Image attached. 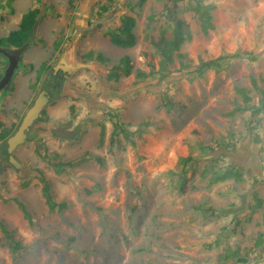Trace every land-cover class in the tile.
Masks as SVG:
<instances>
[{"label":"rangeland","instance_id":"1","mask_svg":"<svg viewBox=\"0 0 264 264\" xmlns=\"http://www.w3.org/2000/svg\"><path fill=\"white\" fill-rule=\"evenodd\" d=\"M35 8L19 92L0 94V147L61 59L70 73L13 152L21 168L0 162V264H264V0H0V38ZM124 17L132 48L112 43ZM125 57L130 74L111 76Z\"/></svg>","mask_w":264,"mask_h":264},{"label":"trees","instance_id":"2","mask_svg":"<svg viewBox=\"0 0 264 264\" xmlns=\"http://www.w3.org/2000/svg\"><path fill=\"white\" fill-rule=\"evenodd\" d=\"M141 2H144V0H141ZM194 10L195 12L199 13V18L201 20V29L203 33L206 34L207 30L211 28V25H210L211 17L209 15V10L208 8H205L201 11V7L199 6L195 7ZM39 15H40V9L38 8L32 9L28 13L23 15L18 30L9 33V35L6 38L0 39V46H2L3 48H8V47L20 48L24 44L29 43L32 37V34H33V30H32L33 25L36 23L37 17ZM122 26L123 28L121 32L113 35L112 43L122 48H132L135 45V37L132 32L135 26V21L131 17H124ZM180 26H181V22L178 21L175 26L174 37L172 38L168 46L170 48V52L178 51L179 47L182 45V43L186 39L182 36ZM98 58H101V55H98ZM236 58H239V54L220 56L214 60L203 62L200 65L197 72L202 73L204 70L219 69L222 66V63H224L225 61L233 60ZM114 69H115V73H113V75L111 76H117V72L122 73L124 75H129L132 69L130 59L128 57L123 58L120 61L119 65L116 66ZM48 81H49L48 84L42 87V90H45L50 95V98H51L50 103H52L54 99L58 98L61 95L64 80L60 73H57L54 75L51 72L50 75L48 76ZM49 83L54 84V86ZM263 107H264V103L259 109H254L253 111L254 114L260 113ZM114 126L116 127L117 125H114ZM188 162H190L189 158L184 160V163L187 164ZM72 165H73L72 162H66V163H57L55 166L58 168L57 171L61 172L63 171L64 168L70 167ZM233 176L236 177V173L233 175L232 173L227 172L219 179L224 180L226 178H231ZM40 182L43 185L42 192L46 199V203L49 207V210L50 211H54L55 209H58L59 211L63 210L66 207L64 203L57 205L51 201L48 182L42 177L40 178ZM18 206L25 214V217L30 220V216L26 212L24 206L20 203H18ZM0 229L5 234V237L7 238V240L10 241V243H12L11 232L8 231L2 223H0ZM12 248L18 249L19 244L15 243ZM241 262H245V261H241Z\"/></svg>","mask_w":264,"mask_h":264},{"label":"water","instance_id":"3","mask_svg":"<svg viewBox=\"0 0 264 264\" xmlns=\"http://www.w3.org/2000/svg\"><path fill=\"white\" fill-rule=\"evenodd\" d=\"M37 23L33 25V31L36 30ZM28 47V43L24 44L20 48L17 49H10V50H2L1 53L6 57L8 60L7 67L4 72V76L0 80V91L7 89L15 70L18 67V62L20 56L25 52ZM70 73L69 70L64 65L63 60L61 59L60 63L57 64L53 69V74L57 73ZM67 77V75H64ZM48 104V96L46 91L42 90L38 93L37 97L33 101L32 105L27 109L22 120L16 130V132L9 137L7 142V160L8 162L15 168H21V164L15 159L13 156L14 150L22 145L26 140V133L30 130L32 125L41 117V113ZM68 125H61L52 131L54 136L59 137H68L69 133L65 132Z\"/></svg>","mask_w":264,"mask_h":264},{"label":"flooded vegetation","instance_id":"4","mask_svg":"<svg viewBox=\"0 0 264 264\" xmlns=\"http://www.w3.org/2000/svg\"><path fill=\"white\" fill-rule=\"evenodd\" d=\"M0 39H2V38H0ZM4 48L2 47V46H0V80L2 79V77L4 76V72H5V69H6V67H7V64H8V60L6 59V57L1 53V51L3 50ZM10 49H17V48H10ZM9 48H7L6 50H10ZM20 58H21V56H20ZM1 59H6V66L3 64V62H2V60ZM20 60V59H19ZM18 64H19V62H18ZM16 71V70H15ZM14 75V74H13ZM42 91V90H41ZM45 91V90H44ZM4 91L3 90H1L0 91V94L1 93H3ZM47 93V92H46ZM47 96H48V103H50V100H51V98H50V95L47 93ZM18 128V127H17ZM17 130V129H16ZM30 131V130H29ZM29 131L26 133V139H27V137H28V134H29ZM16 132V131H15ZM14 132V133H15ZM13 133V134H14ZM12 134V135H13ZM8 148V147H7ZM7 148H3V147H0V156H1V158H0V162H6V163H8V164H10L9 162H8V160H7ZM17 149V148H16ZM15 151V150H14ZM14 156V155H13ZM16 159V158H15ZM11 165V164H10Z\"/></svg>","mask_w":264,"mask_h":264},{"label":"crops","instance_id":"5","mask_svg":"<svg viewBox=\"0 0 264 264\" xmlns=\"http://www.w3.org/2000/svg\"><path fill=\"white\" fill-rule=\"evenodd\" d=\"M24 15H25V14H24ZM22 17H23L22 14H17L16 17H15L16 20L13 21V24H17V25L19 26ZM18 26H17V28H18ZM17 28H16V29H17ZM12 32H13V31H12ZM9 33H11V32H9ZM9 33H8L6 36L2 37V38H6V37L9 35ZM18 67H20L19 64H18ZM18 67H17V68H18ZM21 69H22L21 67H20L18 70L16 69V71L14 72V75H13V77H15V78L13 79V77H12V79H13L14 81L11 79V83H10V85H9V86L11 87L12 84H15V85H14V91L12 92L13 95H15L16 93L19 92V84H18V82H17V80H16V79H17V75H16V74H17V73L19 74L20 71H21ZM27 77H28L27 80H26V78H24V80L27 81V83L25 84V86H26L25 88H27V90L25 91L24 96H27V99H28V94L31 93L32 90L29 88V86H30V82L28 81V79L30 78V74H28ZM21 81H22V80H21ZM62 91H63V87H62Z\"/></svg>","mask_w":264,"mask_h":264}]
</instances>
